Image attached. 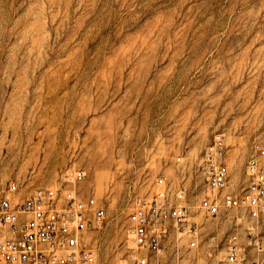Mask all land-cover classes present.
<instances>
[{
    "label": "rangeland",
    "instance_id": "rangeland-1",
    "mask_svg": "<svg viewBox=\"0 0 264 264\" xmlns=\"http://www.w3.org/2000/svg\"><path fill=\"white\" fill-rule=\"evenodd\" d=\"M216 133L220 195H238L252 144L264 145V0H0V198L10 181L22 198L83 170L78 197L105 210L82 237L97 264L126 257L132 201L159 178L170 199L182 192L198 236L191 247L171 231L149 259L225 264L232 232L264 239V217L199 206L213 197L202 156Z\"/></svg>",
    "mask_w": 264,
    "mask_h": 264
},
{
    "label": "built area",
    "instance_id": "built-area-1",
    "mask_svg": "<svg viewBox=\"0 0 264 264\" xmlns=\"http://www.w3.org/2000/svg\"><path fill=\"white\" fill-rule=\"evenodd\" d=\"M213 136L202 156L206 185L213 197L203 196L200 208L210 216H215L222 206L247 210L256 220L264 217V145L252 144L253 153L245 165L247 187L238 195H220L228 181L226 137L222 133ZM84 177L83 170L71 171L60 184L34 188L22 198L15 196L18 185L8 182L7 194L0 198V264H97L95 251L82 246V237L102 224L105 210L94 197H78L74 186ZM156 183L159 189L153 196L132 201L126 228L130 249L116 264H158L157 257L149 259L143 252L151 251L157 256L171 231L188 236L190 246H196L199 225L190 221L182 192L170 199L163 179ZM248 234L247 245L235 232L227 237L225 264H264V239L252 227ZM249 246L254 250L251 259L247 257Z\"/></svg>",
    "mask_w": 264,
    "mask_h": 264
}]
</instances>
